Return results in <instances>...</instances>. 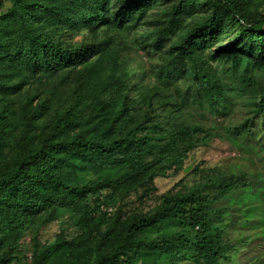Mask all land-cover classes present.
Instances as JSON below:
<instances>
[{
	"label": "trees",
	"instance_id": "obj_1",
	"mask_svg": "<svg viewBox=\"0 0 264 264\" xmlns=\"http://www.w3.org/2000/svg\"><path fill=\"white\" fill-rule=\"evenodd\" d=\"M8 1L0 0V264H20L25 232L63 214L77 234L35 242L30 264H219L230 222L223 204L253 185L243 174L217 176L186 163L222 129L190 112L229 117L232 99L213 64L264 70V14L251 0ZM184 20L156 84L131 97L113 41L100 31L147 26L140 40L158 52ZM73 32L87 35L74 41ZM260 108L264 117V97ZM158 110L169 113L165 125L153 120ZM256 125L252 119L233 136L255 138ZM180 174L193 185L182 181L153 208L131 209L130 197L142 202L156 179ZM83 175L91 179L82 183ZM103 191L108 200L88 204ZM110 200L120 203L116 211Z\"/></svg>",
	"mask_w": 264,
	"mask_h": 264
},
{
	"label": "rangeland",
	"instance_id": "obj_2",
	"mask_svg": "<svg viewBox=\"0 0 264 264\" xmlns=\"http://www.w3.org/2000/svg\"><path fill=\"white\" fill-rule=\"evenodd\" d=\"M7 0L6 6H9ZM252 9L264 14V0H251ZM157 17V13L149 17ZM187 20H184L175 33L168 37L165 47L161 51H154L149 45H145L140 40V35L149 31L146 27H141L136 31H108L102 29L99 33L100 39H112V48L117 52L119 75H122L130 88L131 97H137L136 88L142 85L156 84L155 74L158 67L162 66L166 60L164 51L168 45L174 42L182 33V28ZM87 34L84 32H73L70 37L74 41H81ZM222 86L229 92L232 99V111L229 117L217 119L208 113L194 107L191 117L203 123L205 127L214 125L221 126V135L215 138L207 147L195 150L186 163L199 165L206 171L213 172V175L243 174L248 176V181L252 182V192L246 194L242 189L235 191L228 200L224 202L230 210V222L227 228L221 224H216L219 229L225 227L223 237L224 247L219 264H264V123L260 102L264 97V70H245V63H235L232 61L217 62L213 64ZM179 84L184 90L188 82L181 79ZM169 113L158 110L153 120L165 125L168 121ZM255 119L257 130L255 138L248 139L247 133H241L239 137H234V130ZM250 141L254 150H249L245 143ZM242 144V145H241ZM91 176L83 175L80 181L87 182ZM184 181L182 184L181 182ZM193 185V179H185L180 174L176 177L158 178L155 180V191L150 198L140 202L130 197L131 209H150L156 206L157 198L164 195L168 190L189 182ZM197 182V181H196ZM181 184V185H179ZM176 185H179L178 187ZM257 195V196H256ZM109 191H103L98 196L89 197L88 204L96 207L100 200H108ZM111 201V200H110ZM129 203V204H130ZM115 211L119 207L118 201L110 202ZM97 213L103 214L99 209ZM218 219V218H217ZM227 222H225L226 224ZM104 229V228H103ZM166 231V227L155 230L148 235L149 239L161 235ZM77 234L73 220L68 214L61 215L57 221L43 226L37 230L25 232L20 240L17 256L20 264H30L31 248L36 243H51L55 236L63 235L72 238ZM177 264H196L194 262H178Z\"/></svg>",
	"mask_w": 264,
	"mask_h": 264
}]
</instances>
